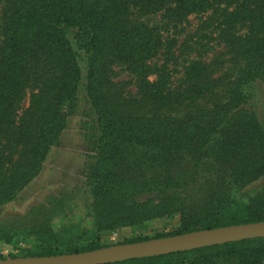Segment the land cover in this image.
<instances>
[{"label": "trees", "instance_id": "16d2710c", "mask_svg": "<svg viewBox=\"0 0 264 264\" xmlns=\"http://www.w3.org/2000/svg\"><path fill=\"white\" fill-rule=\"evenodd\" d=\"M208 6V0H2L0 205L31 183L59 146L76 108L81 55L94 116L83 176L98 231L173 214L180 231L154 239L264 222V186L241 192V200L232 195L264 176V124L246 94L264 83V0H228L211 23L224 52L192 60L176 88L165 66L146 79L145 63L162 44L140 18L162 10L180 20ZM115 66L142 80L136 94L115 80ZM142 195L154 197L138 202ZM28 229L56 245L81 238L76 227L55 234ZM114 264H264V238Z\"/></svg>", "mask_w": 264, "mask_h": 264}, {"label": "rangeland", "instance_id": "374dc122", "mask_svg": "<svg viewBox=\"0 0 264 264\" xmlns=\"http://www.w3.org/2000/svg\"><path fill=\"white\" fill-rule=\"evenodd\" d=\"M227 2L228 0H208L209 6L205 11L190 14L180 20L169 18L162 10L141 17L140 21L155 30L162 44L145 63L148 67L147 81L153 80L159 69L165 66L169 75V86L176 88L185 67L192 60L201 58L208 61L223 53V45L215 31L216 22L213 25L211 23L227 9ZM79 66L81 82L77 90L76 108L67 119V127L60 136L59 146L51 148L39 174L32 182L11 202L0 205V260L23 258L26 253L40 255L48 251L57 255H69L66 254L69 250L82 249L89 244L105 248L139 239L152 240L159 235L180 231L178 214L113 230H97L91 209L90 187L83 176L87 156L91 155L86 151L88 145L85 136L90 134L88 129L94 121L83 88L86 76L84 56L80 55ZM225 68L229 66L225 65ZM113 70L115 80L123 82L126 91L136 94L142 80H137L124 66H115ZM246 94L247 107L264 124V83L250 85ZM260 186H264V176L242 191H234L233 198L241 200V192ZM153 197L142 195L136 200L144 202ZM61 200V210H51ZM33 226H43L52 234L76 227L81 232V238L74 239L69 247L65 243L56 245L44 237L45 235L27 231Z\"/></svg>", "mask_w": 264, "mask_h": 264}, {"label": "water", "instance_id": "95a60500", "mask_svg": "<svg viewBox=\"0 0 264 264\" xmlns=\"http://www.w3.org/2000/svg\"><path fill=\"white\" fill-rule=\"evenodd\" d=\"M255 238H264V222L200 230L90 252L0 260V264H114Z\"/></svg>", "mask_w": 264, "mask_h": 264}]
</instances>
